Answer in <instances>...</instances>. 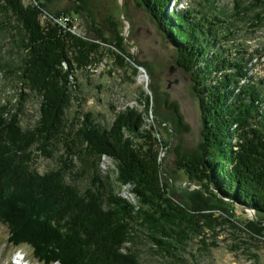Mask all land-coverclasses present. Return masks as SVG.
Instances as JSON below:
<instances>
[{"label": "trees", "instance_id": "trees-1", "mask_svg": "<svg viewBox=\"0 0 264 264\" xmlns=\"http://www.w3.org/2000/svg\"><path fill=\"white\" fill-rule=\"evenodd\" d=\"M50 1L0 0V36L11 39L14 53L0 62V74L28 90L17 94L16 103L0 105V197L9 200L0 198V205L10 211L7 216L0 210V221L9 229L7 242L29 243L48 264H142L143 239L159 255L174 260L189 240L200 237L207 246L209 231L215 238L222 228L236 237L241 233L263 241V223L250 230L229 215L238 204L263 215L264 222V78L256 74L264 47L252 49L246 39L230 45L237 32L260 39L264 0H228L218 7L220 0H189L178 11L169 4L182 0H136L175 45L176 63L190 74L200 100L201 142L192 154L182 153L179 143L174 172L207 181L211 188L186 193L187 204L172 196L171 185L164 181L172 174L161 159L169 143L162 138L161 122L175 125L179 135L190 130L176 102L164 100L174 112L167 118L159 112L162 101H156L154 90L155 96H144L143 110L128 106L108 125L91 111L82 119L77 112L69 122L73 99L81 91L78 70L99 65L107 54L120 68H131L134 76L139 68L121 52L125 37L113 15L98 16L89 0H70L73 6L52 15ZM81 16L94 39L78 32ZM32 95L39 98V118L24 126L22 116ZM153 101L159 110L157 124H147ZM59 143L68 155L80 157L82 173H90L87 185L67 178L74 167L68 159L44 173L33 166L36 154L52 157ZM103 157L115 163L119 191L100 174ZM124 185L136 203L120 193ZM21 194L30 200L23 201ZM41 200L52 213L54 233L36 212Z\"/></svg>", "mask_w": 264, "mask_h": 264}, {"label": "rangeland", "instance_id": "rangeland-1", "mask_svg": "<svg viewBox=\"0 0 264 264\" xmlns=\"http://www.w3.org/2000/svg\"><path fill=\"white\" fill-rule=\"evenodd\" d=\"M89 1L92 5L91 8L98 16L106 17V14L113 15L114 20L121 24L123 29L122 35L124 37L127 33L126 29L129 30L125 38L127 42H124L121 52L127 57L128 61H131L139 69L138 74L134 76L131 68L126 70L120 68L114 62L113 56L111 57L107 54L99 65L90 68L88 71L78 70L76 75L81 84V91L78 98L73 99L72 110H69V122L72 123L74 121L77 112H80L82 119L83 113L91 111L96 116L98 122L108 125L113 121L117 112L124 110L128 106H135L139 110H143L145 107L144 96L147 94L155 96L154 90H157L158 98H156V101L159 99L162 101L159 107L160 111L157 110L156 104L153 101V106H151L149 112L145 115L147 124H157V111L162 112L167 118H172L174 114L172 108L167 107L164 100L167 98L169 103L176 102L179 105L185 122L190 126V130L179 135L177 131H174L173 127L175 125L166 124L164 121L161 122L163 126L162 138L169 142L168 146L161 150V159L163 160L164 168L172 174V176L164 178V181L168 182L172 187V196L177 201L187 204L186 193H204L211 188L207 181H191L183 173L179 172L176 174L174 172L177 160L176 149L179 147V143H182L180 148L182 153L192 154L198 149L202 139L203 119L200 100L194 91L190 74L183 71L177 65L175 45L168 38L166 31L137 4L136 0L124 1L123 16L120 5L121 0ZM220 1V3L218 2L219 4L216 3L217 7L220 4L226 5L225 2L228 0ZM188 3L189 0H182L180 3L177 2V4L171 1L169 7L172 9L176 8L177 11L184 10L188 7ZM173 5L176 6L173 7ZM71 6H73V3L70 0H51L49 12L54 15L56 14L54 13L55 11L64 12V10H67ZM214 11L216 12V9ZM79 18L80 20L78 21H81L82 26H79L78 32H82L83 36L94 39L95 34L93 32L89 33L85 18L82 16ZM126 18L129 22L126 21ZM239 27L242 28L241 24ZM237 34L238 37L233 41L234 43L231 40L230 45H237L238 42H244L246 39V44L252 49L257 46L264 47V30L258 41L246 37L244 32H237ZM3 38L0 36L1 63H4L3 60L5 61L9 57L14 58V53L10 52V46L12 47L10 43L11 39L7 35L3 36ZM106 45L112 51H120L116 45V47L111 44ZM260 61L256 67V74L258 77L264 78V55ZM20 84L14 80L6 79L4 72L0 74V105L10 101L16 103L17 94L21 90L28 91L27 88L23 87L22 83ZM32 96L28 99L25 113L22 116V124L24 126L34 125L39 118V98L35 95ZM67 159L74 166L72 171H68L67 178L74 180L79 186L87 185L90 173H82L80 157L74 154L68 155V149L64 143H59L54 147V155L52 157H47L41 152L36 154L33 166L39 172L44 173L63 166ZM99 169L102 177L105 180L109 178L113 184V188L119 191L118 186L120 185L116 183L118 171L113 160L103 157ZM121 188L120 193L123 196L129 198L133 203L137 202L136 197L129 192V185H124ZM25 192L27 193V191ZM26 195L21 194L24 197L23 201L30 200L28 197L25 198ZM7 201L9 200L7 199ZM41 202L42 200L37 206L39 208L38 210L36 209V212L44 215L42 219L46 220L41 222H43L45 229L54 233L53 228L56 224L53 222L52 213H47L43 204L41 206ZM0 210L3 214L10 215L7 206L0 205ZM36 212L35 216L37 217ZM261 216L251 209L242 208L238 204L234 213L229 215V217H234L238 221L236 224L250 227V230H256L260 223L264 224L262 221L263 217ZM12 220L16 219L12 218ZM252 220L253 223H251ZM37 224L36 222L33 223L35 227H37ZM252 225L255 227H252ZM37 229L39 228L37 227ZM39 230L44 231V228ZM231 232L232 230H229V228H222L219 230V235L213 238L212 231H209V235L206 237L207 246L204 245L200 237L192 238L188 241L187 245L182 247L179 253L180 256L175 258V260L171 257L166 258L163 257L164 255H159L158 251L153 250L155 247H153L152 242L148 241L144 236L147 240L143 239L139 243V248L142 250V264H255V262L264 264V240L252 241L246 235L239 233L236 237ZM8 234V227L0 221V264H20L19 260L21 259L25 260L24 264H48V262L37 258L33 250L34 248L29 243H8ZM66 258L69 259L67 256ZM54 264L60 263L55 262Z\"/></svg>", "mask_w": 264, "mask_h": 264}, {"label": "water", "instance_id": "water-1", "mask_svg": "<svg viewBox=\"0 0 264 264\" xmlns=\"http://www.w3.org/2000/svg\"><path fill=\"white\" fill-rule=\"evenodd\" d=\"M124 1H125V0H121V1H120L121 11H122V16L124 15V4H125ZM126 21L129 22L127 18H126ZM126 31H127V33H126V35H127L129 30L126 29ZM126 35H125V38L127 37ZM125 41L127 42V39H126ZM251 210H253V209H251ZM253 211H254V210H253Z\"/></svg>", "mask_w": 264, "mask_h": 264}, {"label": "built area", "instance_id": "built-area-1", "mask_svg": "<svg viewBox=\"0 0 264 264\" xmlns=\"http://www.w3.org/2000/svg\"><path fill=\"white\" fill-rule=\"evenodd\" d=\"M66 20H68V18H66ZM78 24L77 22H75V25Z\"/></svg>", "mask_w": 264, "mask_h": 264}]
</instances>
